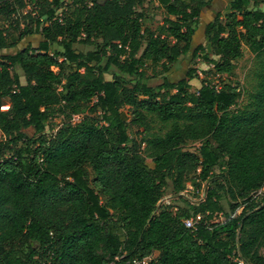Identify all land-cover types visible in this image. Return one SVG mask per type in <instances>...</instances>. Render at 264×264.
Segmentation results:
<instances>
[{
    "label": "trees",
    "instance_id": "obj_1",
    "mask_svg": "<svg viewBox=\"0 0 264 264\" xmlns=\"http://www.w3.org/2000/svg\"><path fill=\"white\" fill-rule=\"evenodd\" d=\"M64 2L37 0L20 17L25 0H0V15L15 13L0 25V264H264V201L254 197L264 189V0L225 9L160 0L175 18L157 31L144 26L145 0H70L61 22ZM36 34L38 45L21 46ZM243 45L255 84L240 105V84L228 77ZM185 57L226 78L191 91L195 68L167 75ZM148 63L161 66L160 82L142 81ZM75 114L83 117L73 123ZM154 120L170 124L164 134L151 133ZM188 141L200 142L196 152L184 150ZM197 171L214 182L206 199L154 214L163 192L181 193ZM197 214L206 223L187 227Z\"/></svg>",
    "mask_w": 264,
    "mask_h": 264
},
{
    "label": "rangeland",
    "instance_id": "obj_2",
    "mask_svg": "<svg viewBox=\"0 0 264 264\" xmlns=\"http://www.w3.org/2000/svg\"><path fill=\"white\" fill-rule=\"evenodd\" d=\"M26 1V6L23 9H19V14L16 13L18 16L22 17L28 12H32L35 10L36 5L35 3L37 0H25ZM70 2V0H65L64 5L62 8L58 10V12H62V14L65 16L66 14L71 13V9L66 6V3ZM215 4H217V8H223L225 9L229 3V0H214ZM212 6V5H211ZM261 7L264 9V4L261 5ZM214 9V10H213ZM209 9V11L204 15L206 19H210L214 12L215 8ZM138 10L142 11L144 13V26L149 27L153 30H159L160 27L162 26L164 22V18L166 16H169L166 12L165 7L162 5L160 0H145L144 4L141 7H138ZM15 14V13H14ZM14 14L13 13H3L0 15V25L1 26H8V24L13 21L14 19ZM35 14V13H33ZM170 18H175L173 16H169ZM27 21L30 20L29 18H26ZM21 26H24L22 24ZM201 37V36H200ZM41 37L39 35H31L27 38H25L21 42V46H25L28 42H32L33 45H38L39 40ZM202 42H205L204 38H201ZM207 52L211 57L218 58V56L214 55L213 51L210 48H207ZM243 57L237 60V67L235 69V72L233 75L228 77V81L231 82H238L240 84L242 96L240 99L239 104L243 105L247 101V95L249 92L253 89V86L255 84V80L253 78V72L252 68L254 65V54L250 51V49L246 46L243 45ZM192 67L197 70V76L191 81L192 89L191 91L196 92L198 89L201 87V85L204 82H212L214 84H219L222 79H225L226 77L223 76L224 78L219 77V75H215L212 73V68L213 65L210 63H206L203 58H198L194 63L189 61L187 57L181 59L179 62H177L171 71L167 74L172 80H178L179 78L185 76L187 74L188 69ZM147 77L144 78L142 81L147 82L149 84H156L160 82L162 79V75L160 74L161 71V66L160 65H152L150 63L147 64ZM54 70H58V68H54ZM118 98H121V93H119ZM100 111L97 112L95 115L100 117ZM83 114H81V118L79 121L82 119ZM76 121V122H79ZM63 118L62 117H53L48 124L47 128V134L50 136L55 131L57 128L62 124ZM151 133H158V134H164L167 129L169 128L170 124H165L162 123L158 120H154L151 122ZM137 128L135 126H130L129 131L130 134L133 138L136 139L138 143L141 144L142 148L145 147L144 141H142L143 135L138 134L136 132ZM24 134L28 137H33L36 138L39 133L35 131L33 127H29L27 129L22 130ZM0 137H1V132H0ZM200 145L199 141H188L184 145V150L196 152L198 150V147ZM146 163L150 167H154V163L151 158L147 157L146 158ZM89 177L92 178L94 176V173L91 169L90 166H86ZM200 171H197L196 173L192 174L190 177L191 179L187 182L186 189L184 190L185 192H181L179 194H175L174 192L165 190L163 192V195L161 199L158 202L157 209L160 211L164 207L170 206L172 211L174 213H181L182 209L187 208L188 204H196V200L200 196V192H206L208 188L213 186L214 182L212 180H204L199 177ZM199 179L200 186H199V192L196 190H193L192 187H195L196 185L193 183V179ZM254 197L256 198L257 202L261 204L264 201V189L260 190L259 192L254 194ZM222 205L224 207V212L229 211L230 205H229V198L224 197L222 200ZM154 211V214L158 213V210ZM224 220V213H219L215 214L212 222H218V221H223ZM158 252L153 253L150 258H156L158 257Z\"/></svg>",
    "mask_w": 264,
    "mask_h": 264
},
{
    "label": "built area",
    "instance_id": "obj_3",
    "mask_svg": "<svg viewBox=\"0 0 264 264\" xmlns=\"http://www.w3.org/2000/svg\"><path fill=\"white\" fill-rule=\"evenodd\" d=\"M88 2H90L91 0H87ZM56 18H58L59 21H63V14L62 12H58L57 11V16ZM81 118V114H75L72 118V122L73 123H76V121H79V119ZM197 181L199 182V179H197ZM193 190H196L197 192H199V188H197L196 186L195 187H192ZM185 192V191H183ZM182 192V193H183ZM206 192H200V196L199 198L196 200V204H199L201 202H203L205 199H206ZM158 210V209H157ZM159 212V210H158ZM183 222L184 224L189 227V228H192V229H195L197 227V225L199 223H202V222H205L206 223V220H205V214H197V215H194V216H191V217H186L183 219ZM148 258H145L143 260V262L147 261ZM141 261H136V263H140ZM239 263L240 264H247L243 259H239Z\"/></svg>",
    "mask_w": 264,
    "mask_h": 264
}]
</instances>
